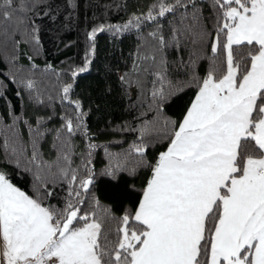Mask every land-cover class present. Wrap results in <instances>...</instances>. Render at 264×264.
I'll list each match as a JSON object with an SVG mask.
<instances>
[{"label":"snow or ice","instance_id":"6c2138e0","mask_svg":"<svg viewBox=\"0 0 264 264\" xmlns=\"http://www.w3.org/2000/svg\"><path fill=\"white\" fill-rule=\"evenodd\" d=\"M54 2L0 0V19L15 16L17 31L39 44L37 21L55 20ZM63 3L65 9L72 6L71 0ZM168 14H179L169 36L158 34V24L149 33L160 49L191 41L206 44L209 54L192 53L184 81L154 74L146 97L155 115L138 129H124L139 133L136 142L124 154L125 163L110 164L101 173L115 179L117 172L134 176L147 169L142 188L127 189L139 193L138 201L117 216L92 192L95 176L88 165L96 145L83 128L81 102L70 98L74 83H68L61 101L74 116L62 117L55 129L57 159L44 162L39 154L42 117L33 127L15 116L32 131L30 154L18 140L5 142L0 151V264H264V0H153L146 13L122 27ZM104 30L92 29L87 39ZM201 59L208 62L203 75L197 67ZM77 75L73 71V82ZM23 86L31 96L34 82ZM193 86L195 96L182 118H169L168 106ZM16 95L22 99L19 91ZM0 99H7L3 92ZM78 132L89 142L82 165L73 168L70 140ZM164 141V150L150 160L149 148ZM9 165L34 172L33 194L11 182ZM65 183L63 206L45 203Z\"/></svg>","mask_w":264,"mask_h":264},{"label":"trees","instance_id":"16d2710c","mask_svg":"<svg viewBox=\"0 0 264 264\" xmlns=\"http://www.w3.org/2000/svg\"><path fill=\"white\" fill-rule=\"evenodd\" d=\"M71 3L72 6L65 9L63 0H55V20L37 21L39 44L32 42L24 30L17 31L15 16L10 21L0 19V92L7 98L0 99V151L5 142L11 145L18 140L30 154L32 131L15 116L22 115L33 127L36 119L42 117L44 135L36 140L37 148L44 162L55 161L59 154L55 129L60 128L65 110L70 106L61 100L53 101L45 82L52 79L61 88L74 83L70 98L81 102L85 113L83 128L89 133L90 142L96 145L88 165L95 176L92 192L102 205L114 209L113 214L118 216L122 208H130L138 201L139 193L130 194L129 185L142 188L150 173L147 169H138L134 176L117 172L115 179L101 175L111 162L108 163L106 153L117 154L116 159L112 157L115 161L111 165L125 163L124 154L136 142L139 133L124 129H138L142 121L152 120L155 113L149 106L146 92L152 87L151 81L157 78L154 74L164 72L170 81H184L189 78L185 65L192 53L199 50L201 55H207L209 50L206 44L194 45L191 41H182L179 47L172 45L160 49L157 40L149 36L150 32L157 31L158 24V34L168 37L170 28L178 24L179 14H168L156 22L142 21L139 27L123 29L122 26L134 15L146 13L153 0H71ZM34 16L35 13H30V18ZM113 25L122 30L116 32L109 27ZM99 26H104L105 30L89 41L88 32ZM4 29H8L7 37ZM16 40L20 41L19 45ZM93 48L94 52L86 55ZM152 56L155 60L151 59ZM86 60L90 61L87 70L80 72ZM207 63L205 59L198 62V74H204ZM22 69L37 76L35 82L28 76L19 80ZM73 71L79 72L74 82ZM137 76H140V90L131 81ZM28 80L34 82L31 96L23 86ZM18 91L22 99L16 95ZM195 92L194 86L186 87L168 106L166 115L173 120L181 119ZM88 142L81 132L71 137L73 168L82 165ZM166 143H154L147 152L148 158L154 160ZM6 171L11 182L21 190L30 195L35 192L34 172L25 171L23 167L16 169L12 165ZM54 191L56 195L45 203L62 207L67 184L55 187Z\"/></svg>","mask_w":264,"mask_h":264},{"label":"rangeland","instance_id":"374dc122","mask_svg":"<svg viewBox=\"0 0 264 264\" xmlns=\"http://www.w3.org/2000/svg\"><path fill=\"white\" fill-rule=\"evenodd\" d=\"M9 53H10V51H9ZM6 57L8 56V54H6L5 55ZM10 59V58H9ZM24 76H28L29 77V79H33L34 80V82H35V80L37 79V76H32V75H30V73L28 72H26V70H24V69H22L20 72H19V80H23L22 78L24 77ZM140 76H137L136 77V79L135 78H132L131 79V81H133V82H135V86L139 89V83H140V78H139ZM38 84H40V82L38 81ZM45 87H46V89H48L49 90V92H51V98H53V101H56V102H59L60 100H61V95H62V88L61 87H59V85H57L56 83H55V81H53L52 79H50L49 81H48V83H46L45 82ZM140 90V89H139ZM48 92V91H47ZM137 95L139 96V99H140V94H139V92H138V90H137ZM138 96H137V100H138ZM47 99V98H46ZM45 100V99H44ZM45 101H47V100H45ZM66 108V107H65ZM65 116H67V117H72V116H74V113H73V110H72V108L71 107H67L66 108V110H65ZM116 155L117 154H115V153H113V152H108V153H106V157H107V160H108V163L110 162V160H111V162L109 163V165L110 164H113V162L115 161V160H112L113 158H115L116 159ZM113 157V158H112Z\"/></svg>","mask_w":264,"mask_h":264}]
</instances>
